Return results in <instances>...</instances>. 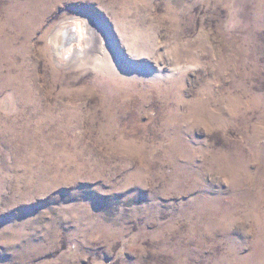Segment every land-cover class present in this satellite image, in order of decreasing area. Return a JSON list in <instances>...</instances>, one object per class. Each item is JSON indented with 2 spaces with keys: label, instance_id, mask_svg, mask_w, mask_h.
<instances>
[{
  "label": "rangeland",
  "instance_id": "1",
  "mask_svg": "<svg viewBox=\"0 0 264 264\" xmlns=\"http://www.w3.org/2000/svg\"><path fill=\"white\" fill-rule=\"evenodd\" d=\"M0 264H264V0H0Z\"/></svg>",
  "mask_w": 264,
  "mask_h": 264
},
{
  "label": "bare ground",
  "instance_id": "2",
  "mask_svg": "<svg viewBox=\"0 0 264 264\" xmlns=\"http://www.w3.org/2000/svg\"><path fill=\"white\" fill-rule=\"evenodd\" d=\"M90 32L91 27L87 21H62L55 29L51 44L56 61L69 65L85 57L91 41Z\"/></svg>",
  "mask_w": 264,
  "mask_h": 264
}]
</instances>
